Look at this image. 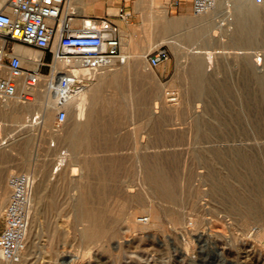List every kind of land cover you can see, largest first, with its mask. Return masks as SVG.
Masks as SVG:
<instances>
[{"label":"rangeland","instance_id":"rangeland-1","mask_svg":"<svg viewBox=\"0 0 264 264\" xmlns=\"http://www.w3.org/2000/svg\"><path fill=\"white\" fill-rule=\"evenodd\" d=\"M139 1L144 0L128 1L132 17L121 26V49L127 59L96 73H109L100 88L101 96L111 100L110 107L102 110V119L110 122L119 110L122 115L118 123L105 124L93 147L79 152L99 157L116 170L106 180L104 194L89 197L90 205L105 207L101 216L105 215L104 227L109 225L102 239L81 237L86 220L75 217L71 203L77 195L71 177L78 175L67 166L53 167L62 149L74 153L61 137L79 120L73 106L67 105L65 121L57 123V106H52L53 97L41 83L33 101L12 98L13 111L0 113L1 136L6 140L0 145V188L6 191L3 207L10 173L30 171L34 182L44 180L35 203L34 234L29 240L33 243L29 242L23 261L16 264H264V145H260L264 140V89L259 80L264 74V3L245 0L256 10L262 29L255 38L236 37V0H219L200 18L206 31L203 39L190 40L181 29L154 38L144 36L141 24L143 13L150 10L149 0L144 9L136 7ZM154 1L155 13L166 18L199 17L188 10L187 1L176 11L166 10L165 0ZM115 11L116 7L110 8V13ZM158 46L169 51V71L162 75L146 61ZM257 53L261 54L259 64L254 59ZM194 59L200 62L203 75L199 89L191 83ZM43 71L47 72V66ZM112 73L118 78L112 79ZM119 103L122 109H113ZM47 109L50 117L42 120ZM239 154L255 165L251 170L236 164L246 174L244 179L233 180L229 168ZM147 159L162 165L172 178L176 193L172 197H164L146 182ZM90 180L92 185L98 183L96 177ZM1 215L2 208L0 223ZM139 216H147V221H139Z\"/></svg>","mask_w":264,"mask_h":264},{"label":"built area","instance_id":"built-area-1","mask_svg":"<svg viewBox=\"0 0 264 264\" xmlns=\"http://www.w3.org/2000/svg\"><path fill=\"white\" fill-rule=\"evenodd\" d=\"M128 1L123 0L114 13L85 15L78 11V0H0V101L12 98L33 101L37 88L45 84L41 77L51 75L49 88L55 93L52 97L57 106L56 122H64L67 100L92 74L125 62L117 19L124 23L131 19L132 14L125 4ZM184 1L194 15L206 12L216 2L165 0L167 10H178ZM253 1L264 3V0ZM15 44H25L42 54L30 58L32 62L27 64L15 51ZM260 55L257 53L254 58L258 64ZM64 58L69 60L64 68L52 66L55 60ZM168 58V49L158 46L147 54L146 61L153 67ZM44 66H47L46 73ZM79 68L88 72H80ZM1 127L0 121V145L6 142L1 136ZM65 153L64 149L60 151L62 155ZM33 182V175L25 171L12 172L6 179L8 197L0 223V256L3 259L17 262L25 251ZM138 219L146 222L147 216Z\"/></svg>","mask_w":264,"mask_h":264},{"label":"bare ground","instance_id":"bare-ground-1","mask_svg":"<svg viewBox=\"0 0 264 264\" xmlns=\"http://www.w3.org/2000/svg\"><path fill=\"white\" fill-rule=\"evenodd\" d=\"M80 1V0H78ZM146 0L143 1V3L139 1V3H136V7H140L145 4ZM221 1L216 0L215 2V7L217 6V3H219ZM148 7L150 8V10L147 11H143V17H142V31L144 33V36L147 37H151L154 38L155 36L158 37L159 35H164L166 33H168L169 31H172L174 29H181L183 37H185L186 39H196L200 38L201 40L203 39L204 35V26L203 21L201 18V16H204L205 14H208L210 12V10H213L210 8L209 10H207L206 12L198 15L199 17L194 18L191 17L189 15H180L177 17H172V18H166L164 17V15H160V13L158 14L157 12L155 13V6H157V4L155 3L154 0H149L147 2ZM220 4V3H219ZM79 5V4H78ZM80 6V5H79ZM256 6V5H255ZM234 7L236 10V14H235V27L236 30L235 32L237 34L236 37L239 38V36L243 35V37L249 38H255L257 33L259 32V23H257V12L254 8H252L251 6H249V4L246 3L245 0H236L234 3ZM167 10V7H165ZM144 9V8H143ZM158 9V8H157ZM258 11V10H257ZM165 14V9L162 11V14ZM262 13V12H260ZM160 17V19H157L158 16ZM157 22V25L155 27H158L157 29H153L154 27V19ZM204 18V17H203ZM205 20L206 16H205ZM262 21V19L260 18L259 21ZM202 21V22H200ZM205 23V22H204ZM154 27V28H155ZM190 27V28H189ZM185 28V29H184ZM184 30V31H183ZM122 32H124L122 30ZM262 32V29H261ZM158 35V36H157ZM207 35V34H206ZM261 35H264V32H262ZM166 36V35H165ZM199 36V37H198ZM260 36V35H259ZM242 37V38H243ZM207 38V36H206ZM232 38V37H231ZM241 38V39H242ZM237 39V38H236ZM243 39V40H244ZM251 39V38H250ZM209 40V39H208ZM240 40V39H239ZM205 41V39L203 40ZM245 41V40H244ZM126 42V41H125ZM206 42V41H205ZM235 42H237L235 40ZM131 43V42H129ZM243 43V42H242ZM126 46V51H128L127 49V45L128 43H124ZM14 49L16 52H18L19 54H21V56L23 57V60L25 63L27 64H31V59L33 57H39L41 56V51H33V49H31L30 46H27L25 44H15L14 45ZM127 59V56H125ZM198 57V56H197ZM27 58V59H26ZM29 58V59H28ZM69 60L67 58L64 59H57L52 63V66L55 68H64L66 65H68ZM200 62H198V60L194 59L191 65V69L192 72L194 74V77H192L193 79L195 78V80H193V83L197 88L200 86V83L202 82L201 77H203V75L201 74V66L199 64ZM124 64V63H123ZM121 65V64H120ZM202 65V64H201ZM119 67V66H118ZM110 70V69H109ZM80 72H84L87 73L88 71L86 69L83 68H79ZM191 71V70H190ZM104 72V71H103ZM109 72V71H108ZM97 73V72H96ZM96 73L92 74L91 78L79 89L77 90L75 93H73L71 95V97L67 100V105L71 104L73 106V109L77 115V118L79 119L78 121L75 122L74 126L66 131H63L61 133V137L62 139H65L64 141L66 142L67 148H69V152L73 151L74 153L70 154L65 153L64 155L62 154H57V158L55 160V163L53 165V167L56 165L55 170L58 169H62L67 167H70L72 170V174H77V177H71L72 179L75 180L76 184L75 187L77 188V195L76 197L73 199L72 203V207H73V211L75 214V217L77 218H83L85 221V225L83 226V228L81 229L80 233H81V237L83 239L91 240V241H96L98 239H100L101 237H103L102 235L105 232V227H107V225L103 224V219L101 214H103V208L105 207H99L97 206H92L90 205V201H89V197L92 195L95 196H102L105 191V182L108 179L109 176L111 175H116V170H114L112 167H109V163L106 164L103 161H101L96 157H86L84 155H79V152L81 150L84 149H89L93 144V140H95L96 138L98 139L99 137H96V135L102 133L103 131H105L104 126L105 124H112L115 123L116 120H119V114L122 115V112L119 109H122V106L120 105H115L113 106V109H117L118 114L115 115L112 119L110 120V122H108L107 120L104 121V115H103V111L105 109H108L110 107V101H106L100 93V88H101V83L104 80V78L109 74V73H99V75H97ZM122 73V72H121ZM112 79H117L118 76L116 73H112L111 75ZM51 75H43L41 77L42 82L45 83V89L47 91H50L49 88V79H50ZM204 79V78H203ZM45 80V81H43ZM189 80V79H188ZM260 80V84L262 85V89H264V74L261 75V77L259 78ZM206 81V80H205ZM258 82V81H257ZM115 83V82H114ZM120 84V83H119ZM118 84V85H119ZM192 84V85H193ZM202 84V83H201ZM194 86V87H195ZM44 89V90H45ZM119 89V88H118ZM117 89V90H118ZM199 89V88H198ZM226 90V89H225ZM253 90V89H252ZM43 91V90H42ZM51 95L54 97L55 93L50 91ZM49 93V94H50ZM118 94V93H117ZM166 94V93H165ZM152 95V94H151ZM196 95V94H195ZM199 95V94H198ZM260 95V94H259ZM104 96V95H103ZM46 97V96H45ZM123 100V99H122ZM260 100V99H259ZM258 100V101H259ZM15 101H11V99H8L6 101H0V113L6 114L8 112H10L9 110L13 111V107H14V103ZM31 102V101H30ZM123 102V101H122ZM47 103V102H46ZM118 103V101H117ZM54 104V103H52ZM113 104V103H112ZM260 104V103H259ZM52 106H56L55 104ZM148 106V105H147ZM45 107V106H44ZM124 107V106H123ZM157 107V106H156ZM144 108V107H143ZM155 108V107H154ZM161 108V107H160ZM9 109V110H8ZM49 109V108H48ZM48 109L44 112V116L42 120H48L50 117V111H48ZM154 110V109H153ZM156 110V109H155ZM159 110V108H158ZM145 111V110H144ZM150 111V110H149ZM151 114V113H150ZM157 114V113H156ZM193 115V114H192ZM201 115V114H200ZM41 116V115H40ZM128 116V115H127ZM259 116V114H258ZM262 116V115H261ZM158 118V117H157ZM259 118V117H258ZM155 119V118H154ZM122 119H120L121 121ZM124 120V119H123ZM158 120V119H157ZM254 120V119H253ZM163 121V120H162ZM3 123V122H2ZM118 123V122H116ZM121 123V122H120ZM119 123V125H120ZM198 124V123H197ZM150 130V129H149ZM255 130V129H254ZM261 131V130H260ZM152 132V131H151ZM160 133V132H159ZM162 133V132H161ZM258 133V132H257ZM104 134V133H103ZM164 134V133H162ZM260 134V132H259ZM258 135V134H257ZM262 135V133H261ZM260 135V136H261ZM198 136V135H197ZM109 137V135H108ZM27 138V137H26ZM110 138V137H109ZM109 138H107L108 140H110ZM123 138V137H122ZM151 138V137H150ZM259 138V137H258ZM106 139V140H107ZM261 139V138H260ZM107 140V141H108ZM113 140V139H112ZM198 140V139H196ZM26 141V140H24ZM101 141V140H100ZM103 141V139H102ZM136 141V140H135ZM148 141V140H147ZM158 141V140H157ZM92 142V143H91ZM106 142V141H105ZM154 142V141H153ZM152 142V143H153ZM23 143V141H22ZM97 143V142H96ZM100 143V142H99ZM98 143V144H99ZM157 143V142H156ZM259 143V142H258ZM257 143V144H258ZM25 145V143H23ZM97 144V145H98ZM154 144V143H153ZM215 144V143H214ZM231 144V143H230ZM100 145V144H99ZM98 145V146H99ZM117 145V144H116ZM260 145H264V140H262L260 142ZM136 146V145H135ZM153 146V145H152ZM200 146V144H199ZM104 147V146H103ZM140 147V146H138ZM154 147V146H153ZM163 147V146H162ZM66 148V149H67ZM97 148V147H95ZM214 148V147H213ZM218 148V147H217ZM24 149V148H22ZM96 150V149H95ZM105 150V149H104ZM136 150V149H135ZM151 150V149H150ZM220 150V149H219ZM92 151V150H91ZM103 151V150H102ZM141 151V150H140ZM198 151V150H197ZM235 151V150H233ZM26 152V151H25ZM82 152V151H81ZM95 152V151H94ZM107 152V151H106ZM104 152V153H106ZM111 152V151H110ZM199 152V151H198ZM212 152V151H211ZM262 152V151H261ZM83 153V152H82ZM96 153H98L96 151ZM109 153V152H108ZM112 153V152H111ZM148 153V152H147ZM99 154V153H98ZM133 154V153H132ZM166 154V153H165ZM218 154V153H217ZM110 155V154H109ZM158 155V154H157ZM222 155V154H221ZM256 155V154H255ZM260 155V154H259ZM258 155V156H259ZM3 156V153L1 151V147H0V158ZM98 156V155H97ZM246 156V155H245ZM248 156V155H247ZM102 157V156H100ZM166 157V156H164ZM211 157V156H210ZM3 158V157H2ZM104 158V157H102ZM128 158V157H127ZM148 158V157H147ZM126 159V158H125ZM124 159V160H125ZM130 159V158H129ZM207 159V158H206ZM258 159V158H257ZM262 159V158H261ZM24 160V159H23ZM219 160V159H218ZM79 164V167L77 165H74L75 163ZM126 161V160H125ZM209 161V160H208ZM220 161V160H219ZM228 161V160H227ZM42 162V161H41ZM130 162V161H129ZM147 162L146 164V171L144 175V178L146 180V182L154 185V187H156L157 189H159V192L161 193V195H164V197H172L174 194V186H173V181L172 178L170 176H168L166 174V170L163 168L162 165L160 164H154V163H148L149 160H144V164ZM223 162V160H222ZM233 163L230 165L229 168V174L230 177L233 180L236 179H244L245 174L246 173H242L241 171H239L236 168V164H241V165H245L244 168H250L251 170L254 169V161L252 160H247L246 157H244L243 155L239 154L235 157L234 161H232ZM117 163V161H116ZM128 163V162H127ZM207 163V162H206ZM210 163V162H209ZM212 163V162H211ZM44 164V163H43ZM108 165V166H106ZM63 166V167H62ZM120 166V165H119ZM130 166V165H129ZM239 167V166H238ZM29 168V167H28ZM31 168V167H30ZM79 168L80 171H76ZM140 169V168H139ZM142 169V168H141ZM178 169V168H177ZM211 169V168H210ZM145 170V169H144ZM190 170V169H189ZM187 171V170H186ZM30 172V171H29ZM131 172V171H130ZM173 172V171H172ZM191 172V171H190ZM144 173V172H143ZM183 173V172H182ZM33 175V173H32ZM123 175V174H122ZM172 175V174H171ZM65 175H63V178ZM71 176V175H70ZM34 177V175H33ZM61 176H59L60 179ZM91 177H96L98 179V183L97 186L92 185L91 183ZM117 177V176H116ZM68 178V177H67ZM188 178V177H187ZM262 178H264V176H262ZM57 179V178H56ZM62 179V178H61ZM110 179V178H109ZM195 179V178H194ZM231 179V180H232ZM251 179V178H250ZM192 180V179H191ZM232 180V182H234ZM33 181L34 178H33ZM68 181V180H67ZM108 181V180H107ZM198 181V180H197ZM212 181V180H211ZM189 182V181H188ZM242 182V181H241ZM185 183V182H184ZM43 184H44V180L43 178H41L39 181L37 180L36 182H33V186H32V192H31V198H30V218H29V225H28V229H27V241H26V247L25 250L28 249L29 247V241L30 238L33 236V230L31 229V226L33 224V221L35 220V214H34V210H35V203L37 201V198L39 199L41 196L40 191L43 188ZM197 184V183H196ZM175 185V184H174ZM202 185V184H201ZM218 185V184H217ZM220 185V184H219ZM232 185V184H231ZM200 186V185H199ZM198 186V187H199ZM224 186V185H223ZM48 187V186H47ZM115 187V186H114ZM177 187V186H176ZM233 187V186H232ZM117 188V187H116ZM189 188V187H188ZM230 188V187H229ZM127 191H131L130 188L126 189ZM192 190V189H191ZM230 190V189H229ZM235 190V189H234ZM115 191V190H114ZM198 191V189H197ZM201 191V190H200ZM5 190H2L0 188V210L2 208L3 210V202L5 199ZM259 193V192H258ZM98 194V195H97ZM94 197V196H93ZM175 197V196H174ZM52 198V197H51ZM100 199V198H99ZM107 199V197H106ZM228 200V199H227ZM93 201V200H92ZM182 201V200H181ZM124 202V201H122ZM133 202V201H132ZM172 202V201H171ZM98 203V202H97ZM178 203V202H177ZM181 203V202H180ZM226 203V202H224ZM100 205V204H99ZM106 205V204H105ZM233 205V204H232ZM183 206V205H182ZM71 208V207H70ZM132 208V207H131ZM230 208V207H229ZM197 210V209H196ZM131 211V210H130ZM117 212V211H116ZM198 212V211H197ZM106 213V212H105ZM201 213V212H200ZM170 214V213H169ZM256 214V213H255ZM260 214V213H259ZM109 216V215H108ZM107 216V217H108ZM106 217V218H107ZM125 217V216H124ZM79 218V219H80ZM110 223V222H109ZM116 224V223H115ZM110 225L109 229H111ZM113 231V230H112ZM108 232V231H107ZM111 232V231H110ZM109 232V233H110ZM106 233V232H105ZM36 238V237H35ZM32 239V238H31ZM102 239V238H101ZM105 239V238H104ZM106 240V239H105ZM100 241V240H99ZM33 243V242H32ZM33 245V244H32ZM31 245V246H32ZM30 249V248H29ZM26 253V252H25ZM24 254V253H23ZM35 255V254H34ZM30 258V257H29ZM23 261V260H21ZM17 262H13V261H9L6 259H1L0 256V264H16Z\"/></svg>","mask_w":264,"mask_h":264},{"label":"crops","instance_id":"crops-1","mask_svg":"<svg viewBox=\"0 0 264 264\" xmlns=\"http://www.w3.org/2000/svg\"><path fill=\"white\" fill-rule=\"evenodd\" d=\"M123 0H80L78 1V11L80 14L85 15H104L110 13V8H115L120 5ZM126 6L128 2H125ZM190 11L189 5H187ZM186 9V8H185ZM120 27L123 22L118 20ZM75 22H79V19H75ZM169 58L160 61L155 67V69L162 75L169 71Z\"/></svg>","mask_w":264,"mask_h":264}]
</instances>
